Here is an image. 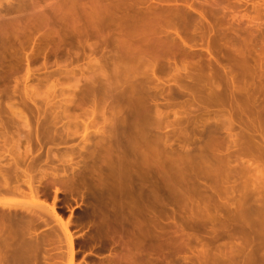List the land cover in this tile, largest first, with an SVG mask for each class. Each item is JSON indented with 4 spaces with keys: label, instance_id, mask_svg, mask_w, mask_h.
I'll use <instances>...</instances> for the list:
<instances>
[{
    "label": "bare ground",
    "instance_id": "bare-ground-1",
    "mask_svg": "<svg viewBox=\"0 0 264 264\" xmlns=\"http://www.w3.org/2000/svg\"><path fill=\"white\" fill-rule=\"evenodd\" d=\"M230 1L242 0H191L164 7L150 0H51L50 5L47 0H0V264H37L41 258L48 264L41 251L60 246L62 238L65 264H75L74 224L57 212L56 199L59 193L77 192L80 182L84 188L86 162L72 160L74 153L82 157L83 151L106 172L91 183L98 206L90 210L95 226L89 240L94 250L107 251L102 257L90 253L97 264H175L179 253H190L195 264H264V103L255 97L264 85L238 79L235 67L247 60L232 42L223 40L213 21L219 4ZM198 23L206 33L197 32ZM49 25L60 30H47ZM65 45L75 49V56L79 50L82 55L86 50L101 53L94 60L87 56L93 62L85 70L90 71L87 79L90 74L93 79L90 99L68 101L81 112L65 115L68 125L61 129L67 138L79 136L83 145L72 149L74 153L70 150L66 160L59 158V166L46 161L50 155L58 159L47 145L42 155L47 165L36 167L33 140L37 152L56 141L48 136L50 121L44 112L34 117L42 128L40 137L29 118L6 103L15 93L8 83L16 76V84L23 83L20 99L30 100V64H47ZM218 52L231 69L218 63ZM200 58L204 67L197 68ZM105 68L110 69L108 76ZM77 69L84 77V69ZM224 70L229 77L217 82ZM166 71L172 84L169 88L161 82L162 89L185 95L193 111L185 115L189 128L182 133L175 105L168 100L160 104L162 94L151 92L157 72ZM61 73L76 77L67 68ZM103 75L102 82L98 78ZM101 89L105 97H98ZM85 101H90V111L82 108ZM105 105L110 114V119L102 118L107 131L89 132ZM169 113L173 121H168ZM3 116L29 128L22 151L17 140H11L16 145L6 143ZM54 116L50 120L56 125L61 117ZM161 129L171 132L161 134ZM55 131L51 134L56 137ZM43 183L54 187L50 204ZM4 197L21 203L14 206ZM49 219L58 232L48 226ZM239 239L245 244L236 247Z\"/></svg>",
    "mask_w": 264,
    "mask_h": 264
},
{
    "label": "rangeland",
    "instance_id": "rangeland-1",
    "mask_svg": "<svg viewBox=\"0 0 264 264\" xmlns=\"http://www.w3.org/2000/svg\"><path fill=\"white\" fill-rule=\"evenodd\" d=\"M195 3H199V0H192V2ZM190 3L191 0H150V4L155 5V6H159V7H164V6H176L180 3ZM52 2L51 0H47V5H50ZM226 5L228 7H226ZM221 7H226V9L222 10ZM218 10L215 12V14L213 15V21L215 20V22L217 23V26L219 27V30L221 32L222 35H224V41L228 42H232L234 44V47L238 48L240 50L241 53L244 54V57L247 60V64H237L236 68V72H237V76L239 77L238 79L241 81H245L248 84L254 83V81L256 82H261L264 85V0H242V1H230L229 3L225 4H219V7H217ZM190 29H193V25L190 26ZM47 30H51V31H59L60 29L55 26V25H49V27L47 28ZM42 31H45V29H43ZM197 32L199 34H203L206 33V29L204 28V26L200 25L199 23L197 24ZM92 41H89L88 43H91ZM231 45V44H230ZM50 49L52 48V46L49 47ZM67 49H70V51L68 53H66L65 51ZM86 49V48H85ZM86 55H82L81 50H79V52L77 51L76 54H78V56H75V49L74 48H70L69 46L65 45L63 47V50L60 51L58 53L57 58H49V60L47 61V64H30V70H31V78L29 80V82H27V96L30 98V100H21L23 96V83L22 82H18L16 84V80L14 76L8 83L9 87H10V92L13 90L15 91L12 99H10L9 102L10 104H12L13 108L17 109L19 113L25 115L27 118H29V122L31 124V128L34 129L35 127H37V125H35V121H34V117L38 114V113H45L46 122H49L51 126H49V123H46V125L48 124V127L51 132L54 131V129L56 130V137L52 136L55 135L54 133L51 134V132H49L50 134H48L49 138H53L54 142H47L45 145L46 147L43 148L42 150L37 152V147H36V143L33 140L31 146L33 147V152L35 154L36 158L34 160V165L36 167L42 165L41 167H45L48 162V164L50 165H58L57 160H61L64 161L66 160V156L69 154L70 150L72 153V149H76L77 147H81V140L80 138H78L79 136H74V137H66V133L64 134V130L63 127L68 125V120L65 118V115L69 114V115H73V114H79L80 108L76 109L75 108V104L74 103H78L81 101V99H90V88H91V81L92 79V74L89 75V77L91 78V80L87 79L88 75L87 72L89 73L90 71H85L87 68H91L93 62H90L92 64L89 63L87 56L90 55L89 60H94L97 59L99 57H101V53L98 50L97 53L95 54H89V52L86 50ZM85 54V52H84ZM217 58H218V63L223 65V66H227L228 68H232L231 64H227V60L226 57L223 55V53L218 52L217 53ZM203 59L204 58H200V62L197 65V68H201L204 67L203 64ZM197 60V59H196ZM40 63V62H39ZM89 63V64H88ZM178 65H180V63H178ZM184 65V64H182ZM94 66V65H93ZM24 67V64H21L22 68ZM179 67H183V66H179ZM63 68H67L69 70H74L76 77H68L65 78L62 75V70ZM80 70V68L84 69V77L79 76V72L78 69ZM109 68V67H108ZM23 69V68H22ZM22 69L20 70V72L18 71V77L22 76ZM107 70V71H106ZM106 76L107 72L110 73V69H106ZM242 72H246L244 74H242ZM171 73L169 72H157L156 77L154 78V84L152 85L153 87H155L151 92L154 95H160L162 94L163 97L158 99V102L160 104H165V101H170V103L172 105H175L174 110L177 112L179 117H182V120L180 121V125L178 126V131L181 130L185 132L188 131L187 129L189 128V125L186 122V114H191L192 115V109H188L187 108V97L185 95H179L176 96L173 91L171 93H169L168 91V87L172 84L171 82ZM235 74V72L233 73ZM182 75V74H180ZM230 72L228 70H224V71H220V75L219 77L215 78V80L217 82H224V77H229ZM185 75H182L183 81L185 80L184 77ZM243 77V78H242ZM157 78L159 79L160 83H157ZM181 78V80H182ZM99 80H101L103 82V79L105 80V76H100L98 78ZM247 79V80H246ZM164 84H168V87H165L164 89H162V83ZM170 88V87H169ZM172 88V87H171ZM173 90V88H172ZM8 91V90H7ZM103 89H101V91H98V97H105V95H103V93L105 94L106 92H102ZM9 92V91H8ZM255 97L257 98L258 101L264 103V91L261 93H257L255 95ZM21 98V99H20ZM25 102V105H23V102ZM68 101H73L74 103L69 104ZM88 101V100H87ZM66 102V103H65ZM90 102V101H89ZM89 102H84L82 106V108H86L87 111H90L91 109V105ZM67 103L69 105H67ZM88 107V108H87ZM172 108H169L170 111ZM6 111V110H5ZM58 114V118L59 116L61 118H59L58 123L52 122L53 120H50L51 116L52 119H54V115ZM100 113L102 115L103 113V117L97 116V122L89 128V132H94L96 129H101V130H105L107 131V123L103 122L102 118H106V119H110V114H109V110H108V106L101 109ZM54 116V117H53ZM4 119L7 118L5 116H3ZM2 117V120L4 122V119ZM101 117V118H100ZM168 121H173V116L171 113H169L168 116ZM90 118V117H89ZM87 119V118H86ZM6 123H4V131L5 133L8 135L9 140H7L6 143H8L9 145H12L16 140L17 145L16 146H20V150L22 151L23 148L26 146V142L25 140L27 139V133H28V127H25V125L22 123H20L17 120H13L8 122L7 119ZM89 120V119H88ZM13 122V123H12ZM104 123V124H103ZM70 124V123H69ZM56 127H55V126ZM58 126V127H57ZM54 127V128H53ZM70 127H74V126H70ZM104 127V129H103ZM39 130V135L40 137H42V133L41 132V127H37ZM53 128V130H52ZM57 128V129H56ZM79 128V127H78ZM1 130V129H0ZM71 130H75V128H71ZM78 134H82V129H78L77 130ZM92 132V133H93ZM160 132V131H159ZM162 132V133H161ZM161 134H169L171 132L170 129H161ZM80 134V135H81ZM47 135V134H46ZM26 139H25V138ZM65 137L67 140H65ZM183 138H185L184 136H182ZM64 138V142L61 139ZM14 140V142L12 143L11 140ZM25 139V140H24ZM91 143H94V140L96 139L94 136H91L89 138ZM173 139V138H172ZM1 140V139H0ZM2 144V140L0 141ZM62 142V143H61ZM81 142V143H80ZM57 143H61L58 146ZM0 144V145H1ZM54 144V145H53ZM81 144V145H80ZM90 144V143H89ZM87 145L86 148L87 150H91L92 146ZM51 147V151L52 153H54L55 156L58 157V159H55V157H53L52 155H50L49 159H47L45 162L44 160V156L42 157V155L44 154L46 148L47 147ZM54 147V148H53ZM175 147V146H174ZM42 151V152H41ZM75 151V150H74ZM77 151V149H76ZM75 151V152H76ZM41 152V153H40ZM74 153V152H73ZM84 154H82V157H85V159H83L82 157H79L77 153H74L72 156V160L73 162H86V169H85V173L84 175V179H82V182L84 184V188L83 185H81V182L79 184L78 187V191L81 190V194H77V192H73L72 194H70L69 192L66 193H59L57 195V199H56V206L59 207V210L57 209V212L60 213L63 216V219H67L71 222L75 221V216H79L81 217V222H83L82 226L79 227H72L73 230V237L74 239V243H75V251L76 254L74 256V263L75 264H85L86 262L88 264H97L98 261L96 259H93L90 255V253L92 254H97L99 256H105L107 255V251L103 249L100 251H97V249L94 250V248H91V242L89 240V237L92 235L94 226H95V222L93 223V219L90 216V210H95L97 209L98 204H96V201L93 199V194L92 191H94L91 187V183H92V179H95V176H97L98 173H103L104 175L106 174L105 171H103V168L100 163H98L99 161L95 158L92 157L94 159H90L89 156H87V152L83 151L82 152ZM39 155V156H37ZM70 155V154H69ZM86 155V156H85ZM42 157V158H41ZM56 157V158H57ZM68 157V156H67ZM55 159V160H54ZM43 160V163L41 164V161ZM59 160V161H60ZM83 160V161H81ZM94 160V161H93ZM45 162V163H44ZM95 162V164H94ZM40 163V165H39ZM83 163V164H84ZM62 165H60L61 167ZM60 169V168H59ZM99 171V172H98ZM102 171V172H100ZM61 172V171H60ZM59 172V173H60ZM91 179V180H90ZM46 184V185H45ZM43 183V185L45 186V194H46V202L47 204L51 203V201H53V197H54V187L52 185H49L48 183ZM48 184V185H47ZM81 187V188H80ZM80 189V190H79ZM83 191V192H82ZM94 193V192H93ZM84 194V196H83ZM71 195V196H70ZM4 200H6L7 202H11L14 206H19L21 201L19 199H15V198H8V197H4ZM91 204V205H90ZM89 205V206H88ZM86 206V207H85ZM88 206V209H87ZM92 206V207H91ZM91 208V209H90ZM69 209V211H67ZM87 209V210H86ZM71 211V214H70ZM83 217V218H82ZM48 226L50 228H55L58 232V227L54 224V222H52V220H47ZM47 226V228H48ZM46 229V231H48L47 228H45L44 226H41L40 230H42L43 228ZM44 232V231H43ZM202 236L205 237L204 234L201 233ZM240 240V241H239ZM237 240V245L236 247H238V245L241 243L245 244V240L243 239H239ZM243 240V241H242ZM64 239H61V244L60 246L56 243L53 245H50L49 247L47 246L45 251H41V256L43 255V257H47L46 263H52V262H63L62 264H65L66 262V256L62 257V255H65L66 252V246L64 243ZM223 241H219V243H222ZM240 244V245H241ZM242 244V245H243ZM99 246H103V248H106V246H104L103 244H100ZM226 246V245H225ZM224 246V247H225ZM228 246V245H227ZM60 248V249H59ZM197 249H199V246H197ZM45 252V254H44ZM62 254V255H61ZM180 254V258H175V260H177L175 262V264H195L193 263L194 260H192L193 258L191 257L190 253L187 254ZM51 255V256H50ZM182 255V256H181ZM190 255V256H189ZM50 256V257H49ZM61 256V259H60ZM187 259H184V257ZM39 257V258H40ZM185 260L183 262V259ZM192 259H191V258ZM7 258L8 255H7ZM38 258V259H39ZM43 258L37 260V264H43ZM104 259V258H103ZM190 260V262H189ZM39 261V262H38ZM96 261V262H95ZM193 261V262H192ZM86 263V264H87ZM5 264H8L7 260L5 261Z\"/></svg>",
    "mask_w": 264,
    "mask_h": 264
},
{
    "label": "flooded vegetation",
    "instance_id": "flooded-vegetation-1",
    "mask_svg": "<svg viewBox=\"0 0 264 264\" xmlns=\"http://www.w3.org/2000/svg\"><path fill=\"white\" fill-rule=\"evenodd\" d=\"M57 209L59 210V207H57ZM67 211H69V209L67 210ZM70 213H71V211H70ZM83 218V217H82ZM75 221H73V227L75 228V227H79V226H82V224H83V222H81V217H79V216H75V219H74ZM77 252V251H76Z\"/></svg>",
    "mask_w": 264,
    "mask_h": 264
}]
</instances>
